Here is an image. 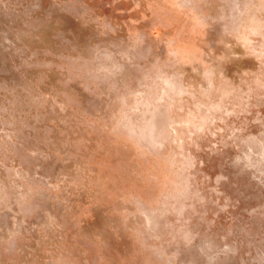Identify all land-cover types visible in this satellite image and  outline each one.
Segmentation results:
<instances>
[{"label":"rangeland","instance_id":"374dc122","mask_svg":"<svg viewBox=\"0 0 264 264\" xmlns=\"http://www.w3.org/2000/svg\"><path fill=\"white\" fill-rule=\"evenodd\" d=\"M0 264H264V0H0Z\"/></svg>","mask_w":264,"mask_h":264}]
</instances>
